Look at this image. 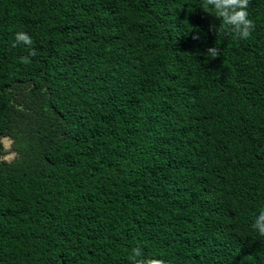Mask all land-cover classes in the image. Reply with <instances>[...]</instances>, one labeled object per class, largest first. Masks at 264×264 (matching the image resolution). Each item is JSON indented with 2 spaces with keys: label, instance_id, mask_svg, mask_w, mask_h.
<instances>
[{
  "label": "trees",
  "instance_id": "trees-1",
  "mask_svg": "<svg viewBox=\"0 0 264 264\" xmlns=\"http://www.w3.org/2000/svg\"><path fill=\"white\" fill-rule=\"evenodd\" d=\"M201 2L0 0V264H264V0Z\"/></svg>",
  "mask_w": 264,
  "mask_h": 264
},
{
  "label": "clouds",
  "instance_id": "clouds-1",
  "mask_svg": "<svg viewBox=\"0 0 264 264\" xmlns=\"http://www.w3.org/2000/svg\"><path fill=\"white\" fill-rule=\"evenodd\" d=\"M249 0H202L201 7L207 13L213 14L221 20L219 28L210 25V31L219 32L223 27L229 30L237 39H249L255 29V23L249 18L247 11ZM194 40L200 39L199 35L192 37ZM20 44L32 48V38L23 31L17 32L14 37L13 47ZM37 53L32 49L28 56L20 58V63L25 65L31 63L30 57L35 56ZM205 55L209 58H216L221 55V50L217 46L208 47ZM251 228L255 230L260 237H264V208L258 211L251 224ZM130 264H165L162 259L146 256L141 246L133 247L128 255Z\"/></svg>",
  "mask_w": 264,
  "mask_h": 264
},
{
  "label": "rangeland",
  "instance_id": "rangeland-1",
  "mask_svg": "<svg viewBox=\"0 0 264 264\" xmlns=\"http://www.w3.org/2000/svg\"><path fill=\"white\" fill-rule=\"evenodd\" d=\"M3 142H4V149H5V153H4V158L7 161H12L15 159L17 152L13 147V140L10 137H3L2 138Z\"/></svg>",
  "mask_w": 264,
  "mask_h": 264
},
{
  "label": "water",
  "instance_id": "water-1",
  "mask_svg": "<svg viewBox=\"0 0 264 264\" xmlns=\"http://www.w3.org/2000/svg\"><path fill=\"white\" fill-rule=\"evenodd\" d=\"M4 137H9V136H4ZM2 138H3V137H2ZM10 138H11V137H10ZM12 140H13V139H12ZM2 141H3V140H2ZM3 144H4V142H3ZM3 156H4V155H3ZM3 156H2V158H4Z\"/></svg>",
  "mask_w": 264,
  "mask_h": 264
}]
</instances>
